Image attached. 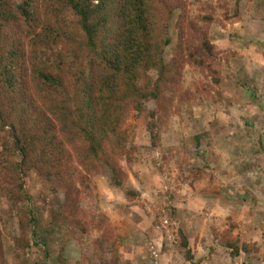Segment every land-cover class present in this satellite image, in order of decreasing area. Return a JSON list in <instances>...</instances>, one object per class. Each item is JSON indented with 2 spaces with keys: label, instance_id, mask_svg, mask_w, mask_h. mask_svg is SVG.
I'll list each match as a JSON object with an SVG mask.
<instances>
[{
  "label": "rangeland",
  "instance_id": "1",
  "mask_svg": "<svg viewBox=\"0 0 264 264\" xmlns=\"http://www.w3.org/2000/svg\"><path fill=\"white\" fill-rule=\"evenodd\" d=\"M156 9L171 38L158 52L173 65L170 81L148 70L150 82L138 84L159 89L165 107L153 117L156 100L133 103L106 152L89 155L75 126L76 138L58 135L64 145L51 157L23 115L8 111L27 130V156L47 164L21 169L9 126L0 130V264H264V55L250 49L264 51V0H160ZM69 14V40L27 34L35 41L19 71L25 91H35L39 69L71 74L93 58ZM70 40L77 55L66 50ZM112 147L115 172L105 169ZM70 168L79 171L70 191L77 211L67 205L62 170ZM80 225L87 233L72 235Z\"/></svg>",
  "mask_w": 264,
  "mask_h": 264
},
{
  "label": "trees",
  "instance_id": "2",
  "mask_svg": "<svg viewBox=\"0 0 264 264\" xmlns=\"http://www.w3.org/2000/svg\"><path fill=\"white\" fill-rule=\"evenodd\" d=\"M97 1L95 4L94 0H23L16 5L14 0H6L0 9V130L5 131L9 126L8 136L14 141L13 147L22 154L21 169L37 167L41 172L47 161L36 155L27 156L29 152L21 138V134L27 135V130H17V122L8 111L12 116L17 110L23 115L25 125L32 126V132L45 143V153L52 157L64 145L60 134L66 142L76 138L75 126L90 142L89 155H98L99 151H105V140L118 134L117 129L133 103L156 100L158 110L152 113L153 117L165 107L164 101L159 102V89L155 95L150 92L154 90L138 84L142 79L147 84L150 82L145 74L148 70L157 71L168 84L170 81L173 65H164L158 58V52L171 44L170 36L165 35V28L158 21L156 7L160 0ZM69 13L80 19V27L93 48V58L71 74L59 67L39 69L35 91H25L19 81V71L30 65L27 51L32 48L31 41H35L34 34L43 31L45 38H54L56 43L69 40L68 33L72 31L67 20ZM27 34H33L34 38ZM65 45L71 53L81 52L78 43L70 40ZM57 119L59 126L54 123ZM111 152V161L105 169L115 172L118 169L113 163L115 147ZM84 154L82 150L79 152L80 163L83 168H89ZM70 169L62 170L66 177L67 205L77 211L78 192L71 195L70 191H76L74 180L79 171ZM23 222L26 237L28 225ZM70 233L85 235L87 230L80 225ZM185 247L188 248V243Z\"/></svg>",
  "mask_w": 264,
  "mask_h": 264
},
{
  "label": "crops",
  "instance_id": "3",
  "mask_svg": "<svg viewBox=\"0 0 264 264\" xmlns=\"http://www.w3.org/2000/svg\"><path fill=\"white\" fill-rule=\"evenodd\" d=\"M249 45H250V44H249ZM250 49H251V51L254 50L253 53L255 54V56H256L255 58H257V60H262L261 57H262V55H264V51H262V50H258V49L255 51V49H252V48H250ZM251 54H252V52L249 54V57H250L251 59H253L254 57H252ZM261 67H262L261 72L264 73V64H262Z\"/></svg>",
  "mask_w": 264,
  "mask_h": 264
}]
</instances>
